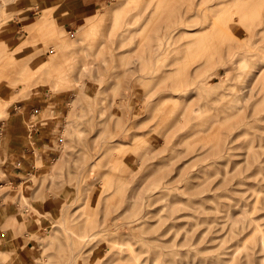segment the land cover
<instances>
[{
	"label": "rangeland",
	"instance_id": "rangeland-1",
	"mask_svg": "<svg viewBox=\"0 0 264 264\" xmlns=\"http://www.w3.org/2000/svg\"><path fill=\"white\" fill-rule=\"evenodd\" d=\"M143 1L68 6L63 27L0 0V130L26 137L0 151V264H264V0H162L137 50L99 54ZM98 58L120 65L104 92Z\"/></svg>",
	"mask_w": 264,
	"mask_h": 264
},
{
	"label": "bare ground",
	"instance_id": "bare-ground-1",
	"mask_svg": "<svg viewBox=\"0 0 264 264\" xmlns=\"http://www.w3.org/2000/svg\"><path fill=\"white\" fill-rule=\"evenodd\" d=\"M161 1L162 0H155V1H153V0H144L143 1V5H141V7L140 8H138L134 13H128L127 15H126V18H125V20H124V23L119 27V28H115V24H109L110 25V28H109V25H108V30L104 33V31H102L103 32V37H102V35H101V37L99 36L97 39L98 40H96V38L94 39V40H96V41H98L97 42V50H98V52H99V50L100 49H98V46L100 47V46H103V44H104V46L103 47H105V45H110V46H112L111 48H113V49H117L118 50V52L121 54L122 52H130V51H133V50H137L138 49V46L140 45V43H139V41H136L135 40V38H134V34H135V32L144 24V22L148 19V17H149V15H151V14H153V12L155 11V9L160 5V3H161ZM167 1H169V0H167ZM176 11V9L173 7V9H171L170 10V13L171 14H173L174 12ZM99 21V20H98ZM98 21L96 20V21H94V22H92V23H90V27H89V29L91 28V30H92V27L91 26H95L96 28H97V24H98ZM176 23V20H174L173 21V24H172V26H174V27H177L178 25H176L175 24ZM87 25H85V26H83V27H81L78 31H76L77 32V35H76V37L77 38H75V36L72 38V40H65V39H63V40H60L59 41V43H56L55 44V48H59V47H65V49H66V47L68 46V45H71V44H74V43H76V42H78V39L80 38V35L82 34V33H84L85 32V30L87 31V28L88 27H86ZM94 28V27H93ZM114 28H115V30H114ZM158 28H161V26L160 25H158V26H156V29H158ZM178 28H180V27H178ZM105 29H107V27L105 28ZM90 30V31H91ZM36 31V30H35ZM93 31V30H92ZM94 32H96V29L92 32V33H94ZM99 32H97L95 35H100V33L98 34ZM87 36V35H86ZM86 36H85V38H86ZM91 36V35H90ZM170 35H168L167 36V38L169 37ZM173 36H174V34H173ZM70 37V36H69ZM94 37V36H93ZM176 37V36H175ZM75 38V39H74ZM84 38V37H83ZM82 38V39H83ZM84 38V39H85ZM92 38V37H91ZM68 39V38H67ZM77 39V40H76ZM90 39V38H89ZM163 38L161 37V36H159L158 37V42H159V44H161V40H162ZM118 40V41H117ZM116 41H117V43H116ZM79 43H81L80 42V39H79ZM93 43V42H92ZM77 44V43H76ZM76 44L74 45V46H76ZM92 46H94V50H96V47H95V45H94V43H93V45ZM149 48H150V51H152V43H150V44H148L147 45ZM64 49V48H63ZM73 48H71V50H72ZM75 49V48H74ZM82 49H83V47H82ZM85 49H87V48H85ZM103 49V48H102ZM94 50H93V52H94ZM96 50V51H97ZM56 51V50H55ZM62 51H64V50H62ZM68 51H69V48H68ZM75 51V50H74ZM73 51V52H74ZM96 51H95V53H96ZM72 52V53H73ZM68 53V52H67ZM82 53H84V49L82 50ZM87 53V52H86ZM84 54L86 57H87V54ZM101 52H99V54H100ZM10 54V53H9ZM9 54H7V56H9V58H11L12 56L11 55H9ZM61 54V53H60ZM57 55H59L58 54V52H55L54 53V55L51 57V59L49 60V62L46 64V65H44V64H42V66H41V69H45V68H49L50 66V63H52V61L54 62V60H58V59H54V58H56L57 57ZM11 56V57H10ZM102 57H103V59H102V57L100 58V62H104L105 61V58H104V56L103 55H101ZM89 57V56H88ZM105 57H108V59L110 58L109 56H107V54H106V56ZM58 58V57H57ZM68 59V58H67ZM91 59V58H90ZM101 59H102V61H101ZM107 58H106V60H108ZM135 58H133L132 59V61L134 60ZM138 59H140V58H138ZM99 60V58L96 60L95 59V61H98ZM104 60V61H103ZM127 60V59H126ZM91 62L93 61V60H90ZM95 61H93V64H94V62ZM85 63H87V62H85ZM84 63V64H85ZM91 64V63H90ZM91 65V66H95V65ZM95 64H96V62H95ZM100 64V65H99ZM119 63H117V67L115 66V64L112 66V67H109L110 69L111 68H114L115 70H116V68H120V65H118ZM97 66H98V68H99V70L97 69V67H96V72H100V69L102 70L103 68H100L99 66H101L102 65V63H99V61L97 62V64H96ZM104 65V64H103ZM49 66V67H48ZM91 66H89V67H91ZM110 66V65H109ZM115 66V67H114ZM102 67V66H101ZM104 67V71L105 70H107L108 71V66H106L107 67V69H105V65L103 66ZM92 68V67H91ZM50 69H51V67H50ZM94 69V68H93ZM101 71L102 73L104 72V71ZM115 70H112L111 72H110V70L108 71V74L106 73V74H102V73H100V75H97V73H95L94 75H95V78H96V80L98 79V82L99 83H101L103 86H101L100 88H101V91L102 92H104L105 90H107L108 88H106V86H104V83L108 80V79H110V78H114V71ZM137 70H139V75L138 76H140V77H143V78H145L146 76H148V75H150V73H151V71H149L148 69H146L143 65H139V69H137ZM86 71H87V68H86ZM92 71V69H90V72ZM118 71V70H117ZM134 72L135 71H131L130 69H129V67H127V66H125V63H121V72H118L120 75H119V77L121 78V76L123 77V76H125V81H128L129 80V77L132 75V74H134ZM148 72H149V74H148ZM99 74V73H98ZM128 75V76H127ZM127 76V77H126ZM147 78V77H146ZM126 87H128V86H125V88ZM129 90L131 89L130 87L128 88ZM130 121V120H129ZM131 122V121H130ZM125 123V122H124ZM128 123V122H127ZM129 124V123H128ZM128 126V125H127ZM130 126H132V124L130 125ZM129 126V127H130ZM136 126V125H135ZM121 128H123V126L121 127ZM128 130V129H127ZM132 129L130 128V131H131ZM137 130V129H136ZM123 131H125L124 129H122L121 131H120V129H119V131H117V132H119V134L121 135V132L124 134V132ZM129 131V133L131 134L132 132H130ZM132 131H134V130H132ZM126 133V132H125ZM134 133H138V131L136 132H134ZM117 136H118V138H117ZM123 136V135H122ZM131 136V135H130ZM114 137H116V140H119V135H116V136H114ZM127 137V136H126ZM125 137V138H126ZM120 138H121V136H120ZM128 138H131V137H128ZM115 139V138H114ZM119 141H121V140H119ZM119 141H117V142H119ZM124 141V140H123ZM123 141H121V142H123ZM120 142V143H121ZM126 142H129V141H126ZM100 179V178H99ZM101 180H102V178H101ZM100 180V181H101ZM97 181H99V180H97ZM102 182V184L104 185V183H105V181L104 180H102L101 181ZM104 230H106V231H110V230H112L111 229V227H109V226H107Z\"/></svg>",
	"mask_w": 264,
	"mask_h": 264
},
{
	"label": "crops",
	"instance_id": "crops-1",
	"mask_svg": "<svg viewBox=\"0 0 264 264\" xmlns=\"http://www.w3.org/2000/svg\"><path fill=\"white\" fill-rule=\"evenodd\" d=\"M37 5H41L43 9H47L51 6L55 7V16L57 19H59L60 23L64 27L67 22H70L72 20L71 16L73 12H68L67 7L68 6H85L89 9L93 3L99 2V0H36ZM34 7L33 5L30 7V9ZM83 9L81 12L82 14L77 15H84L86 13ZM85 12V13H84ZM84 13V14H83ZM50 23H54V19L52 18V15H50L49 20L46 25H49ZM19 127V126H18ZM22 129L20 128H11L7 127L5 130H0V151L4 154H9L10 152H15L20 149L21 143L26 142L25 134L22 135ZM2 131V132H1ZM4 131V132H3Z\"/></svg>",
	"mask_w": 264,
	"mask_h": 264
}]
</instances>
